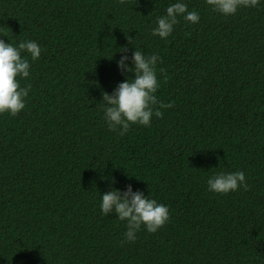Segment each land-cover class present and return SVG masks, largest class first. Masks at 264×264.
<instances>
[{
    "label": "trees",
    "instance_id": "obj_1",
    "mask_svg": "<svg viewBox=\"0 0 264 264\" xmlns=\"http://www.w3.org/2000/svg\"><path fill=\"white\" fill-rule=\"evenodd\" d=\"M177 2L199 22L152 35ZM0 39L42 49L22 53L25 108L0 114V264H264V0L228 16L206 0H0ZM135 50L160 57L155 95L174 106L120 136L102 93L134 79L117 62ZM221 172L249 190L209 191ZM128 185L170 218L122 245L127 222L100 205Z\"/></svg>",
    "mask_w": 264,
    "mask_h": 264
},
{
    "label": "clouds",
    "instance_id": "obj_2",
    "mask_svg": "<svg viewBox=\"0 0 264 264\" xmlns=\"http://www.w3.org/2000/svg\"><path fill=\"white\" fill-rule=\"evenodd\" d=\"M125 2L126 0H119L121 4ZM259 2L260 0H206L213 11L226 16L234 15L241 7H256ZM179 16L193 24L200 19L198 12L189 11L185 3L177 2L167 7L166 15L157 18V26L152 30V35L166 39L179 23ZM130 41L131 39L129 43ZM126 51V48H122L121 52ZM25 52L34 61L40 58L42 49L35 41H21L18 46H13L0 39V114L9 113L15 117L25 108V98L31 85L21 87L17 79L18 76L28 78L30 74L29 59L22 56ZM127 60L126 55L121 56L117 66L122 72H134V79L126 78L111 94L102 93L105 122L110 131H118L120 136L125 135L131 125L150 126L153 115L161 118V109L174 106V102L159 103L155 95L160 87L156 70V64L160 61L158 55L145 56L141 51L135 50L131 57L134 65L132 68L125 63ZM160 72L167 80L166 71L160 69ZM207 185L209 191L217 194L235 192L240 188L247 191L250 188L243 172L218 173L207 180ZM101 200L102 215L108 216L114 212L119 220L127 222L122 245L134 243L142 226L148 233H155L170 218L167 206L145 197L139 190L133 192L131 185L124 192L118 189L108 191L101 196Z\"/></svg>",
    "mask_w": 264,
    "mask_h": 264
}]
</instances>
